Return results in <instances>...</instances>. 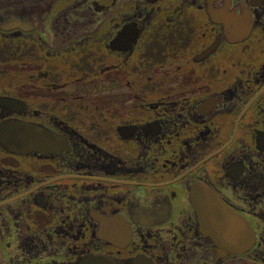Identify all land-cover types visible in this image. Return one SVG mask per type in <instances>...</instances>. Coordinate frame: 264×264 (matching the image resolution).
Returning <instances> with one entry per match:
<instances>
[{
	"label": "flooded vegetation",
	"instance_id": "af4514ba",
	"mask_svg": "<svg viewBox=\"0 0 264 264\" xmlns=\"http://www.w3.org/2000/svg\"><path fill=\"white\" fill-rule=\"evenodd\" d=\"M236 259L264 264V0H0V264Z\"/></svg>",
	"mask_w": 264,
	"mask_h": 264
},
{
	"label": "water",
	"instance_id": "95a60500",
	"mask_svg": "<svg viewBox=\"0 0 264 264\" xmlns=\"http://www.w3.org/2000/svg\"><path fill=\"white\" fill-rule=\"evenodd\" d=\"M216 229L218 230V233L220 234L222 238L223 236L225 237L224 232H225L226 227L221 226V227H217ZM224 264H260V263L251 262V261L244 260V259H236V260L227 261Z\"/></svg>",
	"mask_w": 264,
	"mask_h": 264
}]
</instances>
